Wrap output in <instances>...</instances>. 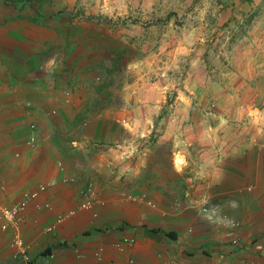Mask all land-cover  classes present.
<instances>
[{"label":"crops","instance_id":"crops-1","mask_svg":"<svg viewBox=\"0 0 264 264\" xmlns=\"http://www.w3.org/2000/svg\"><path fill=\"white\" fill-rule=\"evenodd\" d=\"M90 12L0 0V205L47 185L0 219V264H264V59L234 93L170 104L164 79L121 74L115 21ZM200 69L186 80L214 88Z\"/></svg>","mask_w":264,"mask_h":264},{"label":"rangeland","instance_id":"rangeland-1","mask_svg":"<svg viewBox=\"0 0 264 264\" xmlns=\"http://www.w3.org/2000/svg\"><path fill=\"white\" fill-rule=\"evenodd\" d=\"M88 1L90 13L103 12L115 21L111 27L125 49L121 74L132 71L154 82L164 79L170 83V104L179 94L234 93L242 88L224 83L245 71L252 73L264 59V0ZM243 57L253 62L252 68ZM192 67L212 71L214 88L199 72L200 83L187 81ZM202 106L212 107L208 102Z\"/></svg>","mask_w":264,"mask_h":264},{"label":"built area","instance_id":"built-area-1","mask_svg":"<svg viewBox=\"0 0 264 264\" xmlns=\"http://www.w3.org/2000/svg\"><path fill=\"white\" fill-rule=\"evenodd\" d=\"M31 128L33 129V134L30 137V142L35 143L36 142V135H35L36 125L32 124ZM64 180L66 181V179ZM46 189H47V185L42 184L39 186L38 189L26 193L21 201L13 205H10V206L0 205V219L2 221L1 228L5 230L10 227H18L22 221V214L25 211L29 201L36 199L39 196V194ZM97 200H98V196L93 187V184L89 183L84 193V199L81 202L79 207L81 209H91ZM46 207H49V204H46ZM74 212L75 211H72L71 214H73ZM234 243H237V241H235ZM14 245L18 246L19 248L24 247V241L21 235H16L14 239Z\"/></svg>","mask_w":264,"mask_h":264}]
</instances>
